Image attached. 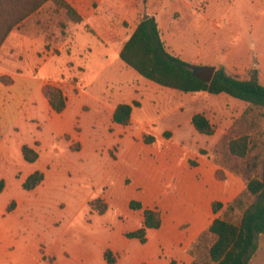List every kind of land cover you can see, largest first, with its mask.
Returning a JSON list of instances; mask_svg holds the SVG:
<instances>
[{
    "label": "rangeland",
    "instance_id": "obj_1",
    "mask_svg": "<svg viewBox=\"0 0 264 264\" xmlns=\"http://www.w3.org/2000/svg\"><path fill=\"white\" fill-rule=\"evenodd\" d=\"M103 4V13L97 4L93 6L104 20L101 25L109 20L110 29H98L93 19L73 28L69 45L60 50L57 42V46L53 44L55 56L48 57L38 72V76L51 77L50 82L61 87L68 98L79 94L78 78L60 72L74 64L81 72L86 66L79 75L86 95L74 96L66 114L69 122L79 123L82 150L71 151L68 141L55 138L57 130L40 107V115L46 117L44 128L27 127L15 134L17 142L45 135L44 144L38 147L37 165L45 175L43 182L31 191L24 190L22 179L32 164L24 161L16 143L1 151L0 179L5 189L0 193V264H107L104 252L109 248L120 259L118 264H131L142 255L138 239L125 236L142 222L141 211L130 210L129 202L151 195L143 184L142 162L144 154L161 142L130 150L127 137L111 135L108 128L114 132L117 126L111 124L101 104L107 98L113 104L143 103L134 110L136 123L129 130L133 135L147 126L156 133L170 126L175 130L174 143H182L191 152L196 147L212 148L209 145H215L247 107L230 96L172 92L176 90L118 65L117 46L146 15L155 18L172 55L192 65L198 64L199 52L206 51L210 65H192L200 76L209 78L211 69L224 66L227 73L247 79L255 69L264 85V0H103ZM53 18L63 21L58 13ZM174 104L182 112L174 113ZM199 109L207 111L217 133L213 137L192 134L189 114ZM168 111L173 114L165 117ZM152 120L155 125H148ZM257 122L259 129L253 136L264 138V117ZM78 146L76 142L72 147ZM96 199L107 204L105 213L91 208ZM10 201L14 207L19 203L13 213L6 212ZM257 247H264V236L257 240Z\"/></svg>",
    "mask_w": 264,
    "mask_h": 264
},
{
    "label": "crops",
    "instance_id": "obj_2",
    "mask_svg": "<svg viewBox=\"0 0 264 264\" xmlns=\"http://www.w3.org/2000/svg\"><path fill=\"white\" fill-rule=\"evenodd\" d=\"M65 1L83 18L81 23H74L70 20L71 23L69 24L67 21L69 19L65 10L61 9L57 12L52 0H48L18 23L9 32L0 47V154L1 151L7 147V144L10 143H16L17 147L21 150V154L24 145L38 152V147H41L45 142V135L41 133L39 137L33 138V140L29 142H17L18 138L15 133L27 127H34L41 131L44 128V123H46V117L49 119L51 126L57 130L55 134L56 139L59 138L68 141L71 151L80 152L82 150L79 138V123L75 120L69 122L66 118V114L69 112V101L72 100L74 96L86 95L79 81V75L86 70V66L84 71L79 72L76 64H74V67L66 65L68 71L60 72L65 74V76H76L78 78L76 86L80 87L81 90H79L80 92L78 95L68 96L67 98L63 89L56 86L62 89L67 98V106L65 110L59 114L53 111L48 99L43 94V87L51 83V77L38 76V72L48 57L55 56L53 55V44H58L60 50L66 48L71 38L70 36L73 34L71 32L73 28L75 30L81 26V24L89 23L91 19L97 23L96 26L98 29H104V31L106 29L108 31L110 26L108 25L109 20H107V25H101L104 20L101 17V13H98L96 11L97 9L93 6L97 4L98 8L102 10L103 0ZM57 13L63 16L62 22L53 21V16H56ZM74 25L77 27H73ZM93 28L96 27L94 26ZM132 32L129 34L128 38ZM58 38L59 40H56ZM128 38L117 46L116 51L118 56ZM53 40L56 41L54 42ZM103 57L106 59L108 56L106 55ZM199 57L202 58V60L199 58V60H197L198 64L193 63V66L205 67L210 65V57L205 50L199 52ZM184 61L187 62L186 60ZM111 65L112 64L109 63L108 67H112ZM118 65L127 66L123 61L118 63ZM3 77L9 79L10 83H4L2 80ZM51 85L54 84L51 83ZM69 87L76 88L73 85ZM152 89L156 90L157 88ZM172 92L180 91L176 90ZM180 93L183 94V92ZM190 94L196 95L198 93ZM201 94L204 95L206 92H200V95ZM215 96L228 95L219 94ZM120 103L124 102L113 104L109 102L108 98L106 102L103 101L101 103L111 124L117 126L114 132L108 128L111 135L117 133L120 137H127L130 150L136 149L139 145L152 146L158 141L161 142L160 147L148 150L144 154L142 162L145 170L143 184L146 185L145 190L150 191L151 195L146 199H138L136 201L141 202L144 208L159 210L162 217V224L158 229L147 230V241L144 244L141 243L142 255L131 264H170L171 262L175 264H190L192 262V257L187 253V248L215 218L216 215L212 212L211 208L212 203L217 201L226 205L231 202L245 188V182L240 176L230 171H225V180H218L215 173L219 169V166L200 154V148L195 146L197 150L191 152L184 148L182 143H174L175 130L170 126H166L160 133L151 130L149 126L138 134L133 135L130 133L129 130L131 126L136 123L134 119V110L141 108L142 102L139 106H133L129 125L122 126L114 123L112 120L113 113L115 107ZM40 107L44 109V114H46L45 118H42L40 115ZM84 109H87V106H84ZM173 109L174 113L182 112L181 107L176 104H174ZM169 111L165 113V117H170L173 114ZM195 113H203L209 120V116L205 109L194 110L189 114L190 124L191 117ZM42 119H44V121H42ZM155 121L156 120H152L148 122V125L154 126ZM192 128L193 129H190L192 134H197L198 132L193 126ZM165 132L171 133L169 138L164 136ZM144 134L155 135V141L152 144L144 143ZM216 134L217 133H215V135ZM64 136L67 137L65 138ZM213 136L214 134L210 137ZM76 142L79 143V146L78 148H73L72 146ZM211 146H214V143L209 145V147ZM38 155V159L30 163L33 168L24 176L22 183L28 175L35 171H40L37 166L40 160V154L38 153ZM113 159L117 160V157ZM190 161H194L195 164L192 165ZM129 179L130 184L133 183V179ZM4 189L5 186L3 185V189L0 193H2ZM10 203L11 201L7 204V207ZM7 207L6 212L13 213L18 209L19 203L17 202V206L11 211H8ZM138 211H141L142 214V210ZM142 224L143 214L142 222L135 230L142 227ZM263 236L264 235H260L258 239ZM52 257L54 256H51V258ZM260 258H264V247H257L249 264H264V261L260 260ZM119 261L120 259L117 258L116 262L113 264H118Z\"/></svg>",
    "mask_w": 264,
    "mask_h": 264
},
{
    "label": "trees",
    "instance_id": "obj_3",
    "mask_svg": "<svg viewBox=\"0 0 264 264\" xmlns=\"http://www.w3.org/2000/svg\"><path fill=\"white\" fill-rule=\"evenodd\" d=\"M48 0H0V47L9 32L25 17L37 10ZM56 10L64 9L67 17L74 23H81L83 18L65 0H52ZM119 58L128 67L143 78L159 86L178 90L183 93L206 92L225 94L245 102L247 107L233 122L227 132L210 149L200 148L199 153L219 166L215 176L225 180V171L240 176L245 188L226 205L214 201L211 205L216 217L210 225L187 248L192 257L190 264H249L257 249V239L264 235V138L253 136L259 129L257 120L264 117V85L260 83L257 70L249 78L242 79L226 72L224 66L215 68L209 78L200 76L193 66L166 49L154 17H145L136 25L134 31L120 50ZM4 83L10 80L3 77ZM43 94L48 99L54 112L62 113L67 106V98L62 89L51 84L43 87ZM132 104L120 103L115 107L112 120L122 126L131 122ZM191 124L199 133L212 136L215 128L203 113H195ZM170 132L164 136L169 138ZM143 141L152 144L153 135L144 134ZM25 161L35 162L38 152L26 145L22 147ZM192 165L194 161H190ZM44 180L41 171L27 176L22 188L31 191ZM4 181L0 180V192ZM93 210L100 214L107 211V204L96 199L90 203ZM11 202L7 209L13 210ZM130 210H142L143 224L137 230L127 232L129 239L147 241L148 229H158L162 224L161 213L157 209L144 208L136 200L129 202ZM107 263L116 262L111 250L104 252ZM149 264V263H140ZM170 264H175L171 262Z\"/></svg>",
    "mask_w": 264,
    "mask_h": 264
},
{
    "label": "water",
    "instance_id": "obj_4",
    "mask_svg": "<svg viewBox=\"0 0 264 264\" xmlns=\"http://www.w3.org/2000/svg\"><path fill=\"white\" fill-rule=\"evenodd\" d=\"M148 17H149V15H146L145 19H147ZM213 71H214V69H211V75L213 74Z\"/></svg>",
    "mask_w": 264,
    "mask_h": 264
}]
</instances>
